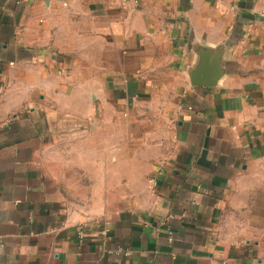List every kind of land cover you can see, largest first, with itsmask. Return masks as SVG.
I'll list each match as a JSON object with an SVG mask.
<instances>
[{
    "label": "crops",
    "instance_id": "obj_1",
    "mask_svg": "<svg viewBox=\"0 0 264 264\" xmlns=\"http://www.w3.org/2000/svg\"><path fill=\"white\" fill-rule=\"evenodd\" d=\"M0 264H264V0H0Z\"/></svg>",
    "mask_w": 264,
    "mask_h": 264
},
{
    "label": "rangeland",
    "instance_id": "obj_2",
    "mask_svg": "<svg viewBox=\"0 0 264 264\" xmlns=\"http://www.w3.org/2000/svg\"><path fill=\"white\" fill-rule=\"evenodd\" d=\"M67 205L72 209L85 208V201L76 200L75 198L67 200Z\"/></svg>",
    "mask_w": 264,
    "mask_h": 264
},
{
    "label": "water",
    "instance_id": "obj_3",
    "mask_svg": "<svg viewBox=\"0 0 264 264\" xmlns=\"http://www.w3.org/2000/svg\"><path fill=\"white\" fill-rule=\"evenodd\" d=\"M211 77H214V75L210 74V72L208 70H206L204 72L203 79L200 80V82L198 81L197 84H200V85H210L212 82L210 81L209 78H211Z\"/></svg>",
    "mask_w": 264,
    "mask_h": 264
},
{
    "label": "built area",
    "instance_id": "obj_4",
    "mask_svg": "<svg viewBox=\"0 0 264 264\" xmlns=\"http://www.w3.org/2000/svg\"><path fill=\"white\" fill-rule=\"evenodd\" d=\"M150 182H151V184H152L151 192H154V191H155L154 187H155V183H156V182H155V179H154V178H150ZM77 235H78V237H79L80 239L83 238V236H84L83 226H80V227L78 228Z\"/></svg>",
    "mask_w": 264,
    "mask_h": 264
}]
</instances>
